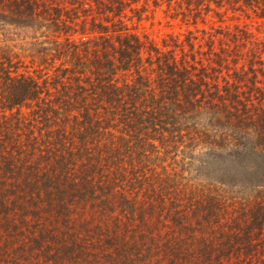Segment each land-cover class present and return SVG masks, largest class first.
I'll return each mask as SVG.
<instances>
[{"label":"trees","instance_id":"1","mask_svg":"<svg viewBox=\"0 0 264 264\" xmlns=\"http://www.w3.org/2000/svg\"><path fill=\"white\" fill-rule=\"evenodd\" d=\"M148 1L0 0V35H37L36 68L0 40V246L39 264H264V42L237 27L218 50L210 34L159 46L135 31ZM167 1L194 24L264 19V0ZM161 154L180 171L152 168Z\"/></svg>","mask_w":264,"mask_h":264},{"label":"rangeland","instance_id":"2","mask_svg":"<svg viewBox=\"0 0 264 264\" xmlns=\"http://www.w3.org/2000/svg\"><path fill=\"white\" fill-rule=\"evenodd\" d=\"M155 3H157V5ZM142 5H144V1L139 4V7H141ZM147 5V12L144 16L145 19L141 22L134 21V24L136 26L135 31H137L141 36H149L159 46H163L164 40L172 44L174 37H180L182 40H184L188 35L190 36V33H193V35L198 38V44L202 43L204 49H206V42L209 39L208 34H210L214 35L215 47L218 50L221 47V43H230L229 33L236 32L237 27H239L240 29L249 30V32L252 33L254 38L260 39L262 40V42H264V19H259L256 14L250 10L244 12L238 10L233 12L231 10L227 11L226 8H223L221 10L222 15L220 17H217L214 12H210L209 14L205 13L202 16L206 17L207 22L202 23V21L199 20L197 24H194L193 17L190 16L186 18L181 13L183 11L186 12L184 5V7H178L177 5L173 4L172 8H169L167 0H149ZM212 7L216 9V6L214 4H212ZM177 13L180 14L176 15ZM34 35L35 33L31 30L9 27V32H6L4 35H0V40L3 41L1 42V45L10 46L11 54L15 55L16 61H19L21 64L26 65L28 67L36 68L37 65L33 64L29 53L23 50L29 48V45L27 46L26 43L32 42L33 40L31 38L37 36ZM77 37L80 38L82 37V35L79 34L77 35ZM40 41L42 42L43 38H40ZM185 47L186 50L189 49L187 45ZM178 53H181L180 50ZM198 153L200 152L198 151ZM162 161H164V163ZM194 163L195 166L199 165L197 162ZM178 164L180 165V167H178ZM163 165L168 166L169 173H172L173 170L179 172L182 167V156H175L173 154H161L159 159L153 158L150 163V166L160 173L163 170ZM193 169L194 172L197 171L195 170L196 168ZM149 175L154 176L155 173L149 172ZM163 176L164 178H166V175L163 174ZM185 176H187V179L185 180V182H183V184L187 187H190L194 183H201L202 179L198 180L197 182L196 179L193 178V174H185ZM201 184L207 185L208 187L209 185L211 186L213 183L203 182ZM237 187L238 190H240V187ZM216 188H218V185H214L213 190ZM232 190L233 191L230 192L231 194L236 193L235 188ZM236 196L238 198L241 196L246 197L248 196V193H239L238 195L236 194ZM90 217L83 216V221L84 218L90 219ZM11 239L14 243V245L12 244L13 247H17L18 240H16L15 242L14 239L10 237V240ZM0 245H2L1 242ZM12 249L13 248L0 246V264H39L37 262L38 258L34 259V257H36L35 254L37 252L29 251L25 254L23 251L11 252Z\"/></svg>","mask_w":264,"mask_h":264}]
</instances>
